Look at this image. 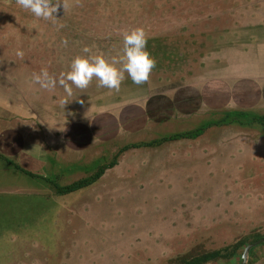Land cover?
<instances>
[{"label":"rangeland","instance_id":"rangeland-1","mask_svg":"<svg viewBox=\"0 0 264 264\" xmlns=\"http://www.w3.org/2000/svg\"><path fill=\"white\" fill-rule=\"evenodd\" d=\"M70 4L53 23L16 0H0V155L13 164L0 159V264H171L196 248L218 250L264 233V124L210 127L195 140L126 150L97 182L65 196L48 185L76 181L71 170L82 160L105 166L126 145L194 129L225 111L264 112V84L248 80L264 71L263 28L252 29L264 21L258 17L264 0ZM236 26L240 31L232 32ZM134 28H143L157 62L148 83L137 86L126 73L119 92L97 87L94 79L68 97L58 84L49 91L33 82L42 69L58 79L74 57L88 55L85 46L109 61L122 56L123 33ZM241 31L256 36L259 62L237 60V46L236 59L222 58L224 39ZM81 100L98 113L91 116ZM79 119L87 128L68 130ZM42 132L50 143L61 132L71 152L84 153H69L61 142L40 151ZM98 167L78 174L86 179ZM245 264H264V243Z\"/></svg>","mask_w":264,"mask_h":264},{"label":"clouds","instance_id":"clouds-1","mask_svg":"<svg viewBox=\"0 0 264 264\" xmlns=\"http://www.w3.org/2000/svg\"><path fill=\"white\" fill-rule=\"evenodd\" d=\"M75 3L78 5L80 0H75ZM16 4L34 17L53 23L57 21L56 17L61 8L65 12L73 6L70 0H16ZM82 52L88 55L74 57L70 62L69 70L61 73L58 79L51 76L47 69H42L40 73H33V82L49 91L54 90L58 84L68 97L73 96V87L83 93L94 79L98 82L97 87L119 92L126 73L134 84L140 86L149 82L157 63L147 51V37L143 28L124 32L123 55L112 57L110 61L106 60L102 54H92L87 46L82 49ZM16 55L23 58L24 53L18 51ZM117 65L121 66L117 67ZM61 103L65 106L68 101L65 99ZM80 103L83 101L81 100Z\"/></svg>","mask_w":264,"mask_h":264},{"label":"trees","instance_id":"trees-1","mask_svg":"<svg viewBox=\"0 0 264 264\" xmlns=\"http://www.w3.org/2000/svg\"><path fill=\"white\" fill-rule=\"evenodd\" d=\"M220 116L221 117L215 121L213 120L205 121L202 124H200L199 127H196L191 130H185L183 132L173 133L172 135L163 137L158 140H153L140 144L126 145L116 153L114 159L109 164L98 167L97 171L91 176L87 177L86 179H79L65 186H59L49 181V177L47 179H44L43 177L40 176L28 174L24 170L20 172L25 176L27 175L28 178H34V179L38 178V180H40L41 182L44 181V183L46 184L51 182L48 185L54 190L55 194L59 196H65L80 191L81 189L91 186L95 182H97L98 179L101 178L105 170L115 166L117 157L126 150L137 149L140 147H158L161 146L163 143L170 141L195 140L201 137L205 133L204 131L208 130V128L210 127H222V126L233 125L242 128H250L252 126V123L264 124V113H257L250 111L249 112L225 111L222 114H220ZM0 159L9 162L8 159L4 158V156L1 155H0ZM9 164L13 165L11 162H9ZM14 167L17 166L14 165ZM262 238L264 239V233L260 234L258 232H252L248 236H244L236 240L233 244H230L218 250L205 251L203 249L196 248L191 252L185 253L182 256H178L173 261H171V264H211V263L222 264L223 262L234 264L233 262L235 261V259H239V260L241 259L242 252L246 246L253 244L257 240ZM253 248L248 253L249 258L252 255Z\"/></svg>","mask_w":264,"mask_h":264},{"label":"crops","instance_id":"crops-1","mask_svg":"<svg viewBox=\"0 0 264 264\" xmlns=\"http://www.w3.org/2000/svg\"><path fill=\"white\" fill-rule=\"evenodd\" d=\"M243 10V9H242ZM244 12V11H243ZM252 13H254V12H252ZM258 17H264V12H262V13H260L259 15H258ZM262 25V30H259L258 31V36H259V43L261 44V48H263L264 47V36L262 35V33L264 34V21H261L258 25H253L252 26V29L253 28H256V27H259V26H261ZM226 27V26H225ZM227 28V27H226ZM240 29V26H236L234 29H231V31L232 32H235V31H240L239 30ZM252 29L250 30V31H252ZM225 33H229V31L228 30H226V32ZM242 33V31L240 32V34ZM244 34H241V37H237L236 36V38H226L227 40H225L224 39V41H223V43L221 44L222 46H223V49L225 50V52H224V54H223V56H222V58H227L228 60L229 59H236L235 57H231V52H233V50L235 49L234 47H238V49H239V51H238V53H236V56L238 57V59L237 60H257V62H259V59H261V53L262 52H260V51H258L257 49H254V47H255V43H256V41H258V40H256V36H254V38H247V37H244L243 36ZM249 37V36H248ZM246 38V39H245ZM263 40V41H262ZM232 43H235V44H237V45H231ZM216 46H213V49H211V53H212V55L215 57V58H220V57H217V55H215L216 54V49H214ZM217 47H221V46H217ZM237 48H236V50H238ZM226 63H229L228 61L226 62ZM246 77V76H245ZM239 79H243V78H239ZM244 79H246V78H244ZM248 80H251V81H253L254 82V85L255 86H257V85H259V83H261L262 82V84H264V71L262 72V74L260 73V74H255V75H253V76H249L248 77ZM241 81V80H240ZM255 86H254V88H255ZM250 87V86H249ZM262 87L264 88V85H262ZM239 89V92H240V89L242 88L241 86L240 87H238ZM235 90H236V88H234ZM264 90V89H263ZM248 92V91H247ZM242 94H245L243 91L241 92ZM84 103V102H83ZM83 103H81L80 105L84 108V107H86L87 106V108H88V110H90V109H92L91 111L92 112H89V114L92 116L93 114H97L98 112V110H95V109H93V108H91V107H89V105L91 104V103H88V104H86L85 106H83ZM80 105H79V109H82L81 107H80ZM92 105H94L93 103L91 104V106ZM85 110L84 109H82V110H80L79 112L80 113H83ZM245 112H249V111H245ZM250 112H252V111H250ZM261 113H264V112H261ZM85 114V113H84ZM28 115V114H27ZM68 124H70L67 128H68V130H71V125L72 124H74V127L76 126V125H81V126H83L85 129L87 128V124H86V122H85V120L84 119H79V120H76V121H72V123L71 122H69ZM67 124V125H68ZM83 124V125H82ZM61 132H58V134H60ZM86 133V132H85ZM58 134H54V136L52 135L49 139H51V143L47 140V136H48V133L47 132H45V133H43L42 132V135L40 134L39 136H40V141L38 140V142H42L40 145H38L37 147H39V149H41L40 151H42V149L45 151V149H47V147L49 146V145H51V146H56V145H59L60 144V142H61V144L63 143L64 144V141H62V139H60V136H58ZM69 133L66 131L65 132V136L67 137V135H68ZM82 134V133H81ZM70 137V136H69ZM71 139H73V137H70ZM69 138V139H70ZM77 138L76 137H74V139H73V141L75 142V140H76ZM67 143L70 145V146H72V143L71 142H68L67 141ZM64 146H66V148H67V145H65L64 144ZM69 147V146H68ZM77 149L78 150H74L73 152H71V148L69 147V149L67 148V150H69V153H77V154H79L80 155V153H84L83 152V150H81V149H79V147H77ZM42 159H44V158H46L45 157V154H43L42 156H40ZM77 160H81V158H80V156H78L77 158H76ZM72 162V160H69V163H71ZM79 164L80 165H75L74 167H76L77 166V168H74L73 170H71V173H72V175L74 176V175H79V177H78V179L77 180H79V179H82V178H84L83 176H85V175H80V174H78V172L81 170V171H86V169H87V167L88 166H90V167H98V163H96V160H93L92 162H84L83 160H82V163H81V161L79 162ZM82 164H85L84 166H82ZM47 170V169H46ZM86 177V176H85ZM76 180V181H77Z\"/></svg>","mask_w":264,"mask_h":264},{"label":"water","instance_id":"water-1","mask_svg":"<svg viewBox=\"0 0 264 264\" xmlns=\"http://www.w3.org/2000/svg\"><path fill=\"white\" fill-rule=\"evenodd\" d=\"M262 243H264V239L259 240V241L255 242V243H253V244H250V245L246 246V247L244 248L243 252H242L241 263H240V264H245L249 251H250L253 247H255V246L259 245V244H262Z\"/></svg>","mask_w":264,"mask_h":264}]
</instances>
